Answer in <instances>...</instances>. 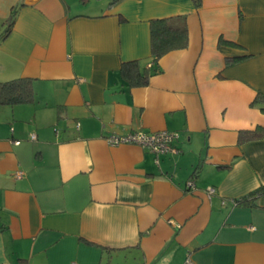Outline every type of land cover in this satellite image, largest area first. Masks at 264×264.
<instances>
[{
  "label": "crops",
  "instance_id": "crops-1",
  "mask_svg": "<svg viewBox=\"0 0 264 264\" xmlns=\"http://www.w3.org/2000/svg\"><path fill=\"white\" fill-rule=\"evenodd\" d=\"M161 18L188 46L130 89L120 67H152ZM19 78L34 101L0 107V264H264V196L232 203L264 188L244 134L264 129V0H0V82ZM135 132L177 153L108 143Z\"/></svg>",
  "mask_w": 264,
  "mask_h": 264
},
{
  "label": "trees",
  "instance_id": "trees-1",
  "mask_svg": "<svg viewBox=\"0 0 264 264\" xmlns=\"http://www.w3.org/2000/svg\"><path fill=\"white\" fill-rule=\"evenodd\" d=\"M118 0H112V5ZM196 8H200L202 0H193ZM17 11H13L6 20V28L1 35L5 39L11 32ZM150 31V55L152 67H142L140 60H133L122 63L120 67V78L130 89L146 87L152 76L159 73L158 61L166 54L186 49L188 46V28L184 18H161L151 20L149 23ZM218 46L236 47V44L220 39ZM156 66V67H155ZM34 101V91L32 80L26 78L14 79L0 82V107H12L19 104H28ZM262 103L259 96L254 100V104ZM248 139H264V129L258 128L254 132H245ZM264 196V188H260L251 195L237 201L235 206H252L253 200Z\"/></svg>",
  "mask_w": 264,
  "mask_h": 264
},
{
  "label": "built area",
  "instance_id": "built-area-1",
  "mask_svg": "<svg viewBox=\"0 0 264 264\" xmlns=\"http://www.w3.org/2000/svg\"><path fill=\"white\" fill-rule=\"evenodd\" d=\"M178 137L175 133L160 132L155 134H147L144 132H135L125 136H112L108 138V143L112 146L118 145H135L141 148L150 150L157 158L167 153H177L172 148V142ZM35 136H31L34 140ZM19 144V143H16ZM17 178L21 177V173L16 174ZM188 189H194V183L189 181L187 183ZM215 193L214 189L208 190V195L211 196ZM223 204L225 202H222ZM232 203H234L232 201ZM184 264H192L189 259H186Z\"/></svg>",
  "mask_w": 264,
  "mask_h": 264
},
{
  "label": "rangeland",
  "instance_id": "rangeland-1",
  "mask_svg": "<svg viewBox=\"0 0 264 264\" xmlns=\"http://www.w3.org/2000/svg\"><path fill=\"white\" fill-rule=\"evenodd\" d=\"M128 264H136L135 261L129 260Z\"/></svg>",
  "mask_w": 264,
  "mask_h": 264
}]
</instances>
